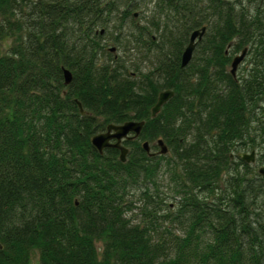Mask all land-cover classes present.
Segmentation results:
<instances>
[{
    "label": "trees",
    "instance_id": "trees-1",
    "mask_svg": "<svg viewBox=\"0 0 264 264\" xmlns=\"http://www.w3.org/2000/svg\"><path fill=\"white\" fill-rule=\"evenodd\" d=\"M127 120L124 161L92 146ZM247 149L264 164V0H0V264H264Z\"/></svg>",
    "mask_w": 264,
    "mask_h": 264
},
{
    "label": "water",
    "instance_id": "water-1",
    "mask_svg": "<svg viewBox=\"0 0 264 264\" xmlns=\"http://www.w3.org/2000/svg\"><path fill=\"white\" fill-rule=\"evenodd\" d=\"M204 31V27H200L198 29H194L190 32L188 42L186 46L184 47L181 55H180V66H184L190 59L195 39L198 40L200 36L202 35ZM245 48L241 50V52L237 55H235L231 62H230V73L233 75L235 68L239 61L244 56ZM63 73V83L67 84L70 80V73L66 69H62ZM172 91L169 89L162 90L158 92L156 101L150 108V116H154L155 113L158 112L161 105L171 97ZM77 106L79 108V112L83 113L84 111L81 109L80 103L77 101ZM143 124V121H135V120H127L122 123L117 124H107L105 126L104 132H99L91 136L90 142L92 146H94L98 152H101L103 148L106 147H113L118 150V158L120 161L125 160V156L127 153V148L121 143L122 139H131L136 137L139 134L140 128ZM114 140L111 142V140ZM155 144L158 147V150L156 153H165L166 152V146L163 144V142L160 139H157L155 141ZM142 148L148 155H152L154 153L149 152V147L147 141H143L141 143ZM251 154H238V156L242 159H248V157H251ZM252 159V158H251ZM258 172L260 174H264V165L260 166L258 169Z\"/></svg>",
    "mask_w": 264,
    "mask_h": 264
},
{
    "label": "flooded vegetation",
    "instance_id": "flooded-vegetation-1",
    "mask_svg": "<svg viewBox=\"0 0 264 264\" xmlns=\"http://www.w3.org/2000/svg\"><path fill=\"white\" fill-rule=\"evenodd\" d=\"M135 16V17H134ZM136 16L137 15H133V17L134 18H136ZM205 29V28H204ZM195 41H196V39H195ZM195 43V42H194ZM196 45V44H195ZM195 47V46H194ZM194 49V48H193ZM243 61H244V58L242 57V59L239 61V65L240 64H243ZM237 64V65H238ZM237 67V66H236ZM236 69V68H235ZM105 131V128H104V130H102V131H100V132H104ZM122 140H125V139H122ZM122 140H121V142H122ZM112 141H114L113 139L111 140V142ZM242 153H245V154H251L252 153V155H251V157H248V159L246 160V159H242V158H240L239 156H238V154H242ZM229 157L230 158H232V160L235 162L236 161V159L237 158H239L240 160H242V162H244V163H246V164H250V165H252V166H255V168H256V170L260 167V166H262V165H264V164H259V165H257V163H256V158H257V152H256V150L255 149H247V150H245V151H240V152H238V153H233V154H230L229 155ZM252 158V159H251ZM258 171V170H257Z\"/></svg>",
    "mask_w": 264,
    "mask_h": 264
},
{
    "label": "bare ground",
    "instance_id": "bare-ground-1",
    "mask_svg": "<svg viewBox=\"0 0 264 264\" xmlns=\"http://www.w3.org/2000/svg\"><path fill=\"white\" fill-rule=\"evenodd\" d=\"M209 1H210V0H209ZM220 1H221V0H220ZM228 1H230V0H228ZM235 1H236V0H235ZM223 2H225V1H223ZM219 3H220V2H219ZM219 3H218V4H219ZM232 3H233V2H232ZM138 5H139V4H138ZM180 5H181V4H180ZM204 5H205V4H204ZM181 6H182V5H181ZM192 6H193V5H192ZM209 6H210V5H209ZM209 6H208V7H209ZM200 7H201V6H200ZM214 7H215V6H214ZM187 8H188V7H187ZM132 9H133V8H132ZM213 9H214V8H213ZM226 11H227V10H226ZM241 13H242V12H241ZM223 14H224V13H223ZM239 14H240V13H239ZM134 17H135V16H134ZM137 19H138V18H137ZM145 19H146V18H145ZM240 19H241V18H240ZM233 20H234V19H233ZM143 22H144V20H143ZM149 24H150V23H149ZM145 27H146V26H145ZM123 31H124V30H123ZM156 31H157V30H156ZM159 32H160V31H159ZM206 32H207V31H206ZM136 33H138V32H136ZM134 34H135V33H134ZM118 35H119V34H118ZM138 35H139V34H138ZM158 35H159V34H158ZM218 35H219V34H218ZM180 36H181V34H180ZM209 36H211V35H209ZM156 37H157V36H156ZM184 38H186V37H184ZM206 38H207V37H206ZM206 38H205V39H206ZM218 38H219V37H218ZM155 39H156V38H155ZM136 40H137V39H136ZM145 40H146V39H145ZM172 40H173V39H172ZM184 40H185V39H184ZM219 40H220V39H219ZM149 41H150V40H149ZM178 41H179V40H178ZM185 41H186V40H185ZM210 41H211V40H210ZM176 42H177V41H176ZM180 42H181V41H180ZM195 42H196V41H195ZM212 42H213V41H212ZM218 42H219V41H218ZM174 43H175V42H174ZM178 43H179V42H178ZM182 43H183V42H182ZM157 44H158V43H157ZM157 44H156V45H157ZM169 44H170V43H169ZM179 44H180V43H179ZM179 44H178V45H179ZM183 44H184V43H183ZM167 45H168V44H167ZM173 45H174V44H173ZM166 47H167V46H166ZM178 47H179V46H178ZM178 47H177V48H178ZM204 47H205V46H204ZM148 48H149V47H148ZM158 48H159V47H158ZM161 48H162V47H161ZM97 49H98V48H97ZM167 49H168V48H167ZM179 49H181V48H179ZM201 49H202V48H200V50H201ZM171 50H172V48H171ZM173 50H174V49H173ZM173 50H172V51H173ZM227 50H228V49H227ZM160 51H161V50H160ZM166 51H167V50H166ZM168 51H169V50H168ZM168 51H167V52H168ZM172 51H171V52H172ZM179 52H180V51H179ZM165 53H166V52H165ZM172 53H173V52H172ZM196 53H197V52H196ZM146 54H147V53H146ZM159 54H160V53H159ZM177 54H178V53H177ZM158 56H159V55H158ZM153 57H154V56H153ZM176 57H177V56H176ZM179 57H180V56H179ZM154 58H155V57H154ZM177 58H178V57H177ZM197 58H198V57H197ZM149 60H150V59H149ZM166 60H167V59H166ZM170 60H171V59H170ZM146 61H147V60H146ZM157 61H158V60H157ZM177 61H179V60H177ZM156 63H157V62H156ZM173 63H174V62H173ZM178 63H179V62H178ZM166 64H167V63H166ZM175 65H176V64H175ZM161 67H163V66H161ZM177 67H178V66H177ZM180 67H181V66H180ZM180 67H179V68H180ZM164 69H165V67H164ZM163 71H164V70H163ZM197 71H198V70H197ZM158 72H159V71H158ZM165 72H166V71H165ZM184 72H185V71H184ZM189 74H190V73H189ZM189 74H188V75H189ZM202 74H203V73H202ZM133 75H134V74H133ZM135 75H136V74H135ZM153 75H154V74H153ZM182 75H183V74H182ZM203 75L205 76V74H203ZM208 75H209V74H208ZM123 76H124V75H123ZM125 78H126V77H125ZM196 78H198V77H196ZM126 80H127V79H126ZM188 80H189V79H188ZM202 80H204V79H202ZM130 81H131V80H130ZM138 82H139V81H138ZM172 82H173V81H172ZM187 82H188V81H187ZM208 82H209V81H208ZM132 83H133V82H132ZM174 86H175V84H174ZM177 86H178V85H177ZM182 86H183V85H182ZM135 87H136V86H135ZM173 88H174V87H173ZM177 88H178V87H177ZM135 89H136V88H135ZM141 89H142V88H141ZM178 89H179V88H178ZM175 90H176V89H175ZM172 92H173V91H172ZM176 93H177V90H176ZM201 104H202V103H201ZM206 104H207V103H206ZM163 106H164V105H163ZM202 110H203V109H202ZM160 139H161V138H160ZM161 140H162V139H161ZM162 142H163V141H162ZM165 142H166V141H165ZM164 144H165V143H164ZM95 150H96V149H95ZM167 151H168V150H167ZM168 153H169V152H168ZM126 159H127V158H126ZM259 218H260V217H259ZM263 219H264V218H263ZM259 222H260V221H259ZM255 223H256V222H255ZM256 225H257V224H256ZM257 226H258V225H257ZM262 229H263V228H262Z\"/></svg>",
    "mask_w": 264,
    "mask_h": 264
},
{
    "label": "rangeland",
    "instance_id": "rangeland-1",
    "mask_svg": "<svg viewBox=\"0 0 264 264\" xmlns=\"http://www.w3.org/2000/svg\"><path fill=\"white\" fill-rule=\"evenodd\" d=\"M139 17H141V14L139 15ZM242 66V64H238L237 67H236V73L238 74V71H239V68ZM229 68V67H228ZM234 71V73H235ZM152 151H157V148H155L154 150ZM30 264H37V254L36 252H34L31 256V259H30Z\"/></svg>",
    "mask_w": 264,
    "mask_h": 264
}]
</instances>
